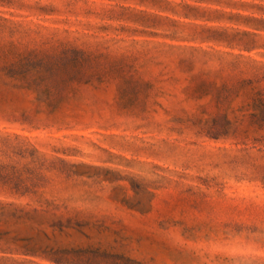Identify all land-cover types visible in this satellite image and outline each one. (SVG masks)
I'll return each instance as SVG.
<instances>
[{"label": "rangeland", "instance_id": "rangeland-1", "mask_svg": "<svg viewBox=\"0 0 264 264\" xmlns=\"http://www.w3.org/2000/svg\"><path fill=\"white\" fill-rule=\"evenodd\" d=\"M0 264H264V0H0Z\"/></svg>", "mask_w": 264, "mask_h": 264}]
</instances>
